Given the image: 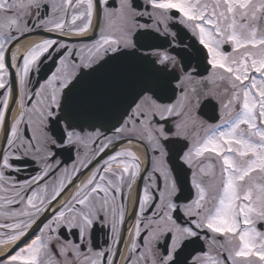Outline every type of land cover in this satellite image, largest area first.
<instances>
[{
  "label": "snow or ice",
  "instance_id": "6c2138e0",
  "mask_svg": "<svg viewBox=\"0 0 264 264\" xmlns=\"http://www.w3.org/2000/svg\"><path fill=\"white\" fill-rule=\"evenodd\" d=\"M0 243L264 264V0H0Z\"/></svg>",
  "mask_w": 264,
  "mask_h": 264
},
{
  "label": "flooded vegetation",
  "instance_id": "af4514ba",
  "mask_svg": "<svg viewBox=\"0 0 264 264\" xmlns=\"http://www.w3.org/2000/svg\"><path fill=\"white\" fill-rule=\"evenodd\" d=\"M33 39H39V37H34ZM32 42H33L32 39L24 41L25 44H30ZM21 50H23V46H22V49ZM45 71H47V69H45ZM209 114H211V113H209ZM138 151L141 154V159H143V149L142 148H139ZM133 191L135 192V189ZM129 208H131V204L130 203H129ZM103 240H104L103 234H97V236H96V242L97 243H100V244H103ZM8 246L10 247V245H8ZM125 249H126V246H125ZM4 251H5V246L2 243H0V256L3 255V252ZM121 264H123V261L122 260H121Z\"/></svg>",
  "mask_w": 264,
  "mask_h": 264
},
{
  "label": "bare ground",
  "instance_id": "6f19581e",
  "mask_svg": "<svg viewBox=\"0 0 264 264\" xmlns=\"http://www.w3.org/2000/svg\"><path fill=\"white\" fill-rule=\"evenodd\" d=\"M13 115H15V112H13Z\"/></svg>",
  "mask_w": 264,
  "mask_h": 264
}]
</instances>
